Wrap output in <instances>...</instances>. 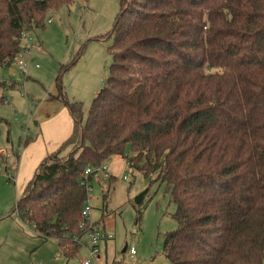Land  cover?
<instances>
[{
    "label": "trees",
    "instance_id": "16d2710c",
    "mask_svg": "<svg viewBox=\"0 0 264 264\" xmlns=\"http://www.w3.org/2000/svg\"><path fill=\"white\" fill-rule=\"evenodd\" d=\"M71 4L0 0V66L13 64L23 32ZM108 35L110 74L86 115L59 71L73 130L26 185L22 222L77 257L83 174L120 157L149 180L138 202L158 182L175 204L171 264H264V0H120Z\"/></svg>",
    "mask_w": 264,
    "mask_h": 264
},
{
    "label": "rangeland",
    "instance_id": "374dc122",
    "mask_svg": "<svg viewBox=\"0 0 264 264\" xmlns=\"http://www.w3.org/2000/svg\"><path fill=\"white\" fill-rule=\"evenodd\" d=\"M119 11L120 0H72L70 6L48 14L45 29L33 31L27 75L14 62L0 66V100L4 97L0 101V152L7 154L6 163L16 178L11 182L0 177V264H81V259L88 258L87 237L82 238L84 246L77 257L68 260L59 253L55 239L42 242L22 222L16 205L40 165L30 163L31 152L38 154L44 151L41 147L53 144L37 143V139L42 135L51 140L67 109L64 102L54 99L59 95L56 79L61 67L66 98L81 103L86 115L110 74L113 39L108 34ZM106 164L115 180L94 174L90 204L91 219L101 221L103 234L110 237L99 242L100 260L92 264H171L163 253L164 239L177 229V223L172 218L175 204L165 185L153 183L141 204L137 196L149 187V180L120 157ZM104 205L110 214L103 223ZM125 246L135 248V257L123 253Z\"/></svg>",
    "mask_w": 264,
    "mask_h": 264
},
{
    "label": "built area",
    "instance_id": "2783aa9c",
    "mask_svg": "<svg viewBox=\"0 0 264 264\" xmlns=\"http://www.w3.org/2000/svg\"><path fill=\"white\" fill-rule=\"evenodd\" d=\"M49 15L48 22L52 21V18ZM32 37L30 35V32H23L22 33V48L21 51L16 56L14 63L16 67L21 71L22 74L27 75L28 74V64L30 61V55H31V47H32ZM7 154L5 152H0V177L5 178L7 181L16 182L15 176L12 174L9 165L6 163ZM107 166L106 164H103L99 167H88V169L85 170L81 185L84 186V188L87 191V201L83 207L82 210V217L83 222L81 223V227L84 229V235L83 237H87L90 241V244L88 246V258L87 259H81V264H92L93 262H99L100 260V245L99 242L104 238V234L102 230V227L100 224H96L95 221L91 219V213H92V207H91V178H93V175L96 173H100L103 175V179L109 178L108 172H107ZM126 177H124L125 179ZM82 237V238H83ZM82 242V239H80ZM128 254L133 258L136 255V250L134 247L128 249Z\"/></svg>",
    "mask_w": 264,
    "mask_h": 264
},
{
    "label": "crops",
    "instance_id": "0c3cea01",
    "mask_svg": "<svg viewBox=\"0 0 264 264\" xmlns=\"http://www.w3.org/2000/svg\"><path fill=\"white\" fill-rule=\"evenodd\" d=\"M52 14H53V12H52ZM50 17L52 18V16H50ZM52 21H53V18H52ZM30 35H31V37H33L32 33H30ZM33 41H34V37L32 38V43H33ZM33 44H32L31 50H30L31 55H32V50L34 48ZM31 61H32V59H30L29 62H31ZM2 84L5 85L4 82ZM3 99H4V97H1L0 101H3ZM54 99H59V98H58V96L57 97L55 96ZM56 117H58V114L55 115L54 117H52V119H50V120H54ZM61 117H62V119H61L62 124L58 125V129H57L59 131L57 134L54 135V137H52L51 140H46V138L42 137V135L37 139V143L38 142H40V143L44 142L45 143V141H47V142L51 141L53 144H51L48 149L41 147L44 151L43 152L40 151V152H38V154L31 152L30 157H29V161L31 164H33V166H37V164H40L45 159V157H48V155H50L52 152L57 150L59 148V146L71 135L72 130H73V120L71 118L69 111L67 109L64 110L61 114ZM35 124L37 125L36 122H35ZM30 147H31V144L29 145V147H27V149L25 151H27L28 148L30 149ZM106 166H107V164H106ZM107 170H108V166H107ZM36 171H37V169L35 170L34 174L36 173ZM34 174L32 176H34ZM31 178H33V177H31ZM104 180H107V179H104ZM99 224L101 225L102 230H103V228L105 227L104 224H101V222ZM104 237L105 238L108 237V239H109L110 236L105 235ZM127 250H128V248H127Z\"/></svg>",
    "mask_w": 264,
    "mask_h": 264
},
{
    "label": "water",
    "instance_id": "95a60500",
    "mask_svg": "<svg viewBox=\"0 0 264 264\" xmlns=\"http://www.w3.org/2000/svg\"><path fill=\"white\" fill-rule=\"evenodd\" d=\"M127 251V246H125V248L123 249V253H125Z\"/></svg>",
    "mask_w": 264,
    "mask_h": 264
}]
</instances>
